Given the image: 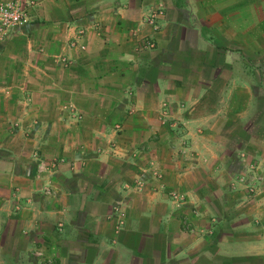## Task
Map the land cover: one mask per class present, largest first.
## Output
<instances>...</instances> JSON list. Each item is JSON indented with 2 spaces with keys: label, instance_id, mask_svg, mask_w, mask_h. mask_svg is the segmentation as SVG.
<instances>
[{
  "label": "crops",
  "instance_id": "0c3cea01",
  "mask_svg": "<svg viewBox=\"0 0 264 264\" xmlns=\"http://www.w3.org/2000/svg\"><path fill=\"white\" fill-rule=\"evenodd\" d=\"M24 1L0 264H264V0Z\"/></svg>",
  "mask_w": 264,
  "mask_h": 264
},
{
  "label": "built area",
  "instance_id": "2783aa9c",
  "mask_svg": "<svg viewBox=\"0 0 264 264\" xmlns=\"http://www.w3.org/2000/svg\"><path fill=\"white\" fill-rule=\"evenodd\" d=\"M28 6L29 3L24 0L0 1V42L8 38L11 33L28 22ZM73 39V45L85 48V45L81 42L80 36ZM163 114L167 116V112L164 111ZM40 166L44 168L48 167V164L41 161ZM110 217L115 219L116 229L120 230L124 225V212L118 204L114 206Z\"/></svg>",
  "mask_w": 264,
  "mask_h": 264
},
{
  "label": "rangeland",
  "instance_id": "374dc122",
  "mask_svg": "<svg viewBox=\"0 0 264 264\" xmlns=\"http://www.w3.org/2000/svg\"><path fill=\"white\" fill-rule=\"evenodd\" d=\"M249 166H251V165H249ZM242 178H249L250 176H249V174H243L242 176H241Z\"/></svg>",
  "mask_w": 264,
  "mask_h": 264
}]
</instances>
